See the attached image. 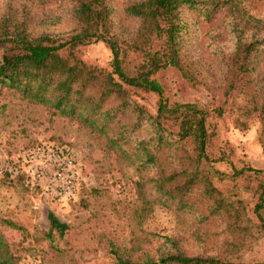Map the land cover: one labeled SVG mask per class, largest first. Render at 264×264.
<instances>
[{
	"label": "trees",
	"instance_id": "obj_1",
	"mask_svg": "<svg viewBox=\"0 0 264 264\" xmlns=\"http://www.w3.org/2000/svg\"><path fill=\"white\" fill-rule=\"evenodd\" d=\"M94 41L108 68L83 57ZM168 66L200 95L168 102L153 77ZM0 86L103 136L133 169L138 219L157 206L176 217L181 228L113 251L115 264H248L264 236V167L218 132L256 124L264 154V17L242 0H0ZM46 218L49 234L66 229ZM16 260L0 238V264Z\"/></svg>",
	"mask_w": 264,
	"mask_h": 264
},
{
	"label": "rangeland",
	"instance_id": "obj_2",
	"mask_svg": "<svg viewBox=\"0 0 264 264\" xmlns=\"http://www.w3.org/2000/svg\"><path fill=\"white\" fill-rule=\"evenodd\" d=\"M242 1L252 14L264 17V0ZM66 28L61 23L46 30L62 32ZM83 57L109 67L110 52L99 41L87 44ZM153 77L168 102H188L201 93L172 67L159 70ZM153 101L152 95L146 96L150 109ZM218 132L235 146L241 159L252 167H264L256 124L239 131L230 123L219 122ZM44 144L67 149L77 180L72 195L57 200L20 173L22 160L17 164L19 173L0 175V238L17 258L15 264H115L113 251L120 253L131 246L151 248L158 236L181 228L174 214L162 207H155L146 217L135 216L139 202L134 193L133 169L116 161L107 151L103 136L89 134L74 121L30 104L0 86V152L7 158L22 156ZM216 168L226 170L224 164ZM48 212L66 224L61 235L49 234ZM144 240L151 244L146 245ZM244 257L248 264H264V236Z\"/></svg>",
	"mask_w": 264,
	"mask_h": 264
},
{
	"label": "built area",
	"instance_id": "obj_3",
	"mask_svg": "<svg viewBox=\"0 0 264 264\" xmlns=\"http://www.w3.org/2000/svg\"><path fill=\"white\" fill-rule=\"evenodd\" d=\"M23 161L20 173L29 179L31 185L47 190L53 199L62 200L73 193L77 172L67 149L61 145L44 144L27 150L22 156L7 158L0 152V175L10 176L18 172V163Z\"/></svg>",
	"mask_w": 264,
	"mask_h": 264
}]
</instances>
